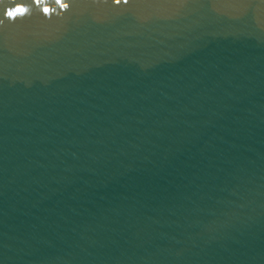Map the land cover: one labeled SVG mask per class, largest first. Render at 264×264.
<instances>
[{
    "label": "water",
    "instance_id": "1",
    "mask_svg": "<svg viewBox=\"0 0 264 264\" xmlns=\"http://www.w3.org/2000/svg\"><path fill=\"white\" fill-rule=\"evenodd\" d=\"M0 264H264V0H0Z\"/></svg>",
    "mask_w": 264,
    "mask_h": 264
},
{
    "label": "clouds",
    "instance_id": "2",
    "mask_svg": "<svg viewBox=\"0 0 264 264\" xmlns=\"http://www.w3.org/2000/svg\"><path fill=\"white\" fill-rule=\"evenodd\" d=\"M43 2V0H36V3L37 4H41ZM57 2L58 3H60L59 2V0H57ZM14 10L13 11H11L10 13H9V15L7 16L8 18H15L16 16H17V14L18 13H26L27 11H28V9L26 8V7H15V8H13ZM43 12L45 13V14H48L49 13V9L48 8H46V7H44L43 9ZM45 10H47V13L45 12Z\"/></svg>",
    "mask_w": 264,
    "mask_h": 264
},
{
    "label": "snow or ice",
    "instance_id": "3",
    "mask_svg": "<svg viewBox=\"0 0 264 264\" xmlns=\"http://www.w3.org/2000/svg\"><path fill=\"white\" fill-rule=\"evenodd\" d=\"M59 2H61V0H59ZM62 6H64V5H62ZM17 7H20V6H17ZM14 9H8V10H6L5 11V15L6 16H8L9 15V13L11 12V11H13ZM45 12L47 13V10H45ZM23 13L21 12V13H18L17 15H22Z\"/></svg>",
    "mask_w": 264,
    "mask_h": 264
}]
</instances>
